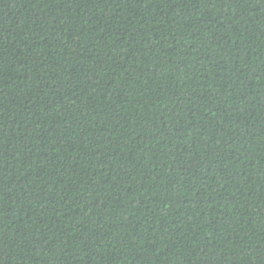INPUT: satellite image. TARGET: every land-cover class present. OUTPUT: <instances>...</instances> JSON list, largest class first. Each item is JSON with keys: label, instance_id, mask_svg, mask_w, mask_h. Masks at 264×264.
I'll use <instances>...</instances> for the list:
<instances>
[{"label": "trees", "instance_id": "trees-1", "mask_svg": "<svg viewBox=\"0 0 264 264\" xmlns=\"http://www.w3.org/2000/svg\"><path fill=\"white\" fill-rule=\"evenodd\" d=\"M2 264H264V0H0Z\"/></svg>", "mask_w": 264, "mask_h": 264}, {"label": "snow or ice", "instance_id": "snow-or-ice-1", "mask_svg": "<svg viewBox=\"0 0 264 264\" xmlns=\"http://www.w3.org/2000/svg\"><path fill=\"white\" fill-rule=\"evenodd\" d=\"M0 264H2V261H0Z\"/></svg>", "mask_w": 264, "mask_h": 264}]
</instances>
